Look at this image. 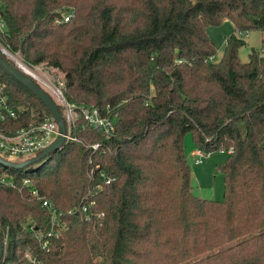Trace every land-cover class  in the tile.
<instances>
[{
	"label": "trees",
	"instance_id": "trees-1",
	"mask_svg": "<svg viewBox=\"0 0 264 264\" xmlns=\"http://www.w3.org/2000/svg\"><path fill=\"white\" fill-rule=\"evenodd\" d=\"M0 18L1 46L113 121L103 134L75 112L78 142L0 163L2 264H264V55L238 57L264 33V0H0ZM226 20L235 34L215 62L207 28ZM0 91L15 113L5 133L51 118L1 66ZM188 133L203 155L227 154L221 201L192 194Z\"/></svg>",
	"mask_w": 264,
	"mask_h": 264
},
{
	"label": "built area",
	"instance_id": "built-area-1",
	"mask_svg": "<svg viewBox=\"0 0 264 264\" xmlns=\"http://www.w3.org/2000/svg\"><path fill=\"white\" fill-rule=\"evenodd\" d=\"M69 16L70 15H67L64 18V21H68ZM3 27L4 25L0 18V28ZM30 69L36 75L33 76L29 74L32 79L50 90L56 97L58 103L63 108L64 119L62 120L65 125L64 144L70 141H79L73 133L75 127V112L77 113V117L82 119L87 127L95 130H100L103 134H109L113 131V121L107 116H103L97 108L87 106L76 108L73 104H69L62 94V89H64L63 82L54 78L46 79L40 76L34 69ZM6 101L7 99L2 96L0 91V123H4L7 117L14 118L15 116V113L8 108ZM57 136V123L52 118L46 119L41 124H29L27 127L17 131L14 134H7L2 129H0V152L8 157L7 161H5L7 163L9 162V160L14 161L18 157H37L43 152L45 148L53 143ZM98 147V144H94L91 146V148L94 150H96ZM192 154L196 158H202L203 155L198 150H195ZM195 163H199V159L196 160ZM97 168L98 166L95 167V169ZM93 171L94 169H92L90 173H93ZM107 183H109V181H107ZM22 185L30 188L31 181L29 179H25ZM31 195L37 196V191L32 189ZM42 205L45 207L50 206V204L46 201H44ZM58 227L59 224L56 220V215L53 214L51 220V229L47 233V236L51 237L53 235H57V233L55 232V228ZM34 236L35 238L39 239V242L43 249L47 248V242L46 240L41 241L42 237L40 236V234L35 233ZM26 258L30 259V256L27 254ZM32 263L34 264V259L32 260Z\"/></svg>",
	"mask_w": 264,
	"mask_h": 264
},
{
	"label": "rangeland",
	"instance_id": "rangeland-1",
	"mask_svg": "<svg viewBox=\"0 0 264 264\" xmlns=\"http://www.w3.org/2000/svg\"><path fill=\"white\" fill-rule=\"evenodd\" d=\"M207 34L213 42L216 52L213 59L215 62H218L223 54L225 39L230 35L235 34L234 27L229 21H224L219 26L208 27ZM243 40L245 41V45L238 51V57L242 63L248 62L249 55L253 50L264 55V33L260 31H252L245 35ZM34 70L46 79L53 78V76L48 74L46 70L41 68H36ZM74 116L76 117V113H74ZM184 147L187 162L191 170L192 194L203 200L221 201L223 199V177L218 167L225 161L227 154L225 152L216 151L208 155H202V158H196L192 154L195 151V146L190 133L184 137ZM25 158L32 160L35 157L28 156ZM198 159L199 163H195ZM2 160L7 161L4 158H2ZM8 163L13 164L14 161L9 160ZM4 254L5 250L3 256Z\"/></svg>",
	"mask_w": 264,
	"mask_h": 264
},
{
	"label": "water",
	"instance_id": "water-1",
	"mask_svg": "<svg viewBox=\"0 0 264 264\" xmlns=\"http://www.w3.org/2000/svg\"><path fill=\"white\" fill-rule=\"evenodd\" d=\"M0 50L4 55H6L10 60H12L14 62L16 67L10 66L9 63L7 62V60L2 58L1 56H0V66L3 69H5L11 76H13L18 82L22 83L36 98H38L41 102L44 103V105L46 106V108L50 112L51 118L57 123V127H58L57 138L53 141V143L51 145H49L47 148H45L43 150V152L40 155H38L37 157H35L34 159H32V160H30V161H28L22 165H14V164H9V163L3 161L2 158L0 157V163H2V164L12 165V166H16L19 168H24L31 163L33 164V163L39 162L40 160L46 158L50 153L56 152L62 148V146L64 145L65 125H64V122L61 118V115L57 111V108L54 105L52 99L49 97V95H47L44 92V90H42L39 86H37L35 84L34 80L32 79V77L28 73L24 72L17 65V63L13 59L14 55H12L10 52H8L1 45H0ZM16 68H18L20 71H18ZM2 255H3V248H2V243L0 241V264H2Z\"/></svg>",
	"mask_w": 264,
	"mask_h": 264
},
{
	"label": "bare ground",
	"instance_id": "bare-ground-1",
	"mask_svg": "<svg viewBox=\"0 0 264 264\" xmlns=\"http://www.w3.org/2000/svg\"><path fill=\"white\" fill-rule=\"evenodd\" d=\"M14 61L17 63V65L26 73L31 74L33 76H36L34 72L28 68L26 65H24L19 59H17L15 56H13Z\"/></svg>",
	"mask_w": 264,
	"mask_h": 264
},
{
	"label": "crops",
	"instance_id": "crops-1",
	"mask_svg": "<svg viewBox=\"0 0 264 264\" xmlns=\"http://www.w3.org/2000/svg\"><path fill=\"white\" fill-rule=\"evenodd\" d=\"M227 21V20H226ZM235 30V29H234Z\"/></svg>",
	"mask_w": 264,
	"mask_h": 264
}]
</instances>
